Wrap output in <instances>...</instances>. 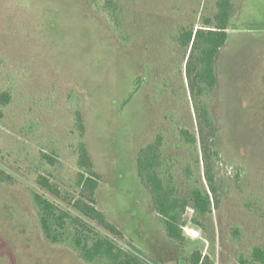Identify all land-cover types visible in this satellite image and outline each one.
Wrapping results in <instances>:
<instances>
[{
    "label": "rangeland",
    "instance_id": "1",
    "mask_svg": "<svg viewBox=\"0 0 264 264\" xmlns=\"http://www.w3.org/2000/svg\"><path fill=\"white\" fill-rule=\"evenodd\" d=\"M217 1L0 0V94H11L0 104V264H87L44 237L31 197L39 191L78 214L35 180L46 174L79 196V109L100 176L97 207L123 231L122 247L149 264H186L196 250L237 264L264 245V0H235L217 88L200 95L187 73L196 52L179 35L213 19ZM201 102L211 127L198 119ZM182 128L197 134L196 144L183 141ZM159 133L181 194L193 184L209 190L207 164L215 173L218 205L200 224L189 208L183 243L164 233L138 172V150Z\"/></svg>",
    "mask_w": 264,
    "mask_h": 264
},
{
    "label": "trees",
    "instance_id": "2",
    "mask_svg": "<svg viewBox=\"0 0 264 264\" xmlns=\"http://www.w3.org/2000/svg\"><path fill=\"white\" fill-rule=\"evenodd\" d=\"M235 13V0H218L217 12L213 19L205 18L202 27L184 28L180 32V44L187 48L191 46V52H196V62L194 65L189 62L187 73L189 78H193L192 88L196 89L200 95L215 93L218 84L216 59L221 48L227 42ZM10 102L11 94L9 92L0 94L2 106H6ZM198 111L199 121L210 127L214 125L215 120L208 103L201 102ZM0 113L2 112L0 111ZM75 116L76 129L80 136L75 148L78 154L77 166L79 170L76 184L80 188L79 196L70 197L46 174H39L35 181L44 191L66 202L68 207L76 210L78 214L72 213L70 209L61 208L39 191L32 192L31 197L39 212L42 233L51 243H65L73 248L87 264H149L146 259L117 243L116 239L124 238L123 231L109 220L105 212L97 207L96 192L100 176L95 170L85 139L86 125L83 112L79 109ZM180 136L188 144H196L198 141L197 134L187 128L180 130ZM163 143L164 138L159 133L152 142L138 150V172L142 181L151 191L153 206L158 213L164 233L172 241L183 243L186 239L184 226L187 223L189 208L194 210L191 221L200 224L199 217L211 212L218 205L214 198L217 192L215 173L213 166L207 164L204 175L209 184V190H204L193 184L188 194H181L174 175L168 168H164ZM43 158L52 164L57 161L45 151ZM186 175L189 178L192 177L191 168L188 166ZM92 222H96L108 234L94 228ZM233 232L238 239L240 236L238 229ZM185 259L186 264H215L208 255H204L200 250L194 251ZM237 259V264H264V245L253 247L249 256L240 254Z\"/></svg>",
    "mask_w": 264,
    "mask_h": 264
}]
</instances>
